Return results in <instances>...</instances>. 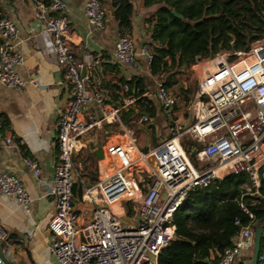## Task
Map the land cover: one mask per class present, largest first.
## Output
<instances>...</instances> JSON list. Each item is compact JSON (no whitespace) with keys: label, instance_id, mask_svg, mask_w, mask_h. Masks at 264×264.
Wrapping results in <instances>:
<instances>
[{"label":"built area","instance_id":"built-area-1","mask_svg":"<svg viewBox=\"0 0 264 264\" xmlns=\"http://www.w3.org/2000/svg\"><path fill=\"white\" fill-rule=\"evenodd\" d=\"M34 14L41 21L42 30L51 36L56 64L69 87L68 99L58 110L56 122L57 162L51 188L54 213L48 222L50 251L59 264H153L172 237L173 212L189 191L229 173L247 174L249 190H257L259 170L264 169L263 41L252 42L245 52H231L232 61H227L222 52L213 55L212 72L196 85L194 121L187 126L173 123L165 141L140 152L138 158L152 168V179L145 185L143 194L140 182L123 173L137 150L134 142L111 144L106 152L117 157L120 168L104 180L86 185L79 200L82 207L76 211L71 199L72 154L82 146L85 131L98 123L91 118L82 120L81 111L95 101L105 119L117 116L119 107L107 102V89L92 90L91 87L99 86V80L82 74V64L74 60L66 39L65 1H36ZM83 14L90 30L105 27V13L99 0H85ZM261 14L264 16V9ZM16 37L17 28L12 19L6 15L0 17V84L16 90L27 84L42 88L37 80H24L18 75L16 67L23 63V58L10 44ZM139 56L149 64V45L143 44L136 51L132 38L123 33L115 43L109 62L136 68ZM89 66H96L100 74H105L98 58ZM155 98L164 109H171L175 104V98L161 83L157 84ZM135 100L133 96L123 97L122 105H131ZM142 120L144 117L139 118V122ZM182 135L200 143L195 154L207 165L194 166L189 161L180 142ZM12 142L11 136L1 134L0 123V146ZM24 162L36 176V163L28 156ZM242 190L249 191L245 186ZM0 195L14 198L20 207L28 209L30 198L21 180L3 169H0ZM123 199L140 200L136 225L123 226L108 210L109 205ZM261 236L264 237V228ZM5 238L6 231L0 223V241ZM252 246L253 228L243 227L232 244L222 250L217 264H232L240 254L251 251ZM257 263L264 264V252L257 255ZM0 264H6L2 257Z\"/></svg>","mask_w":264,"mask_h":264},{"label":"crops","instance_id":"crops-1","mask_svg":"<svg viewBox=\"0 0 264 264\" xmlns=\"http://www.w3.org/2000/svg\"><path fill=\"white\" fill-rule=\"evenodd\" d=\"M36 1L45 2L10 0L3 4L4 14L12 19L17 28V37L10 44L23 58V63L16 67V71L22 79L32 78L43 85L42 88H36L27 84L16 90L0 84V115L7 120L1 134L11 136L13 140L10 145L0 146V169L17 176L30 198L28 209L24 210L14 198L0 195V223L6 231V238L0 241V257L6 260V264H59L50 251L48 222L54 213L51 188L57 162L56 122L58 110L65 106L68 99L69 87L56 64L51 36L42 30L41 21L35 17ZM64 1L67 43L74 60L82 64L81 73L88 75L91 80H99V86L91 87L92 90L105 88L110 93L105 84H115L120 79L128 80L135 76L142 79L146 87L142 96L150 101V114L141 112L135 117L128 111L134 105H122V98L128 95L121 99L108 95L107 102L119 107L117 116L102 118L100 106L95 101L84 106L81 119L88 121L91 118L98 123L85 131L81 138L82 146L72 154L74 173L71 199L78 211L82 207L79 200L83 188L104 180L120 168L117 157L106 152V147L111 144L134 142L137 150L130 166L123 173L139 181L143 188L142 194L145 192V185L152 179V168L151 164L138 158L140 152L149 151L165 141L170 136L173 123L187 126L194 121L196 85L212 72L213 61L212 58L198 61L183 70V73L170 76L167 91L173 94L175 104L171 109H164L155 98L157 84L161 81L150 74L144 58L138 57L139 66L136 68L115 66L109 62L115 43L123 34H120L113 18L112 0H99L105 13V27L102 30H90L88 27L83 14L85 0ZM131 3V29L128 34L137 51L143 44L149 45L151 24L146 19L155 6L143 7L141 0H132ZM94 58L100 60L105 74H100L96 66H89ZM140 117L145 119L139 122ZM187 140L195 141L187 135L180 137L181 144ZM195 142L200 146L198 141ZM23 151L36 163V176L26 166ZM189 154L186 153L193 165L205 164L197 159L196 154L192 157L197 163H193ZM245 187L249 190L248 183ZM139 202V199H123L109 205L108 210L123 226H133L138 223ZM250 262L251 251H248L240 254L232 264ZM153 264H156V258Z\"/></svg>","mask_w":264,"mask_h":264},{"label":"trees","instance_id":"trees-1","mask_svg":"<svg viewBox=\"0 0 264 264\" xmlns=\"http://www.w3.org/2000/svg\"><path fill=\"white\" fill-rule=\"evenodd\" d=\"M9 1L0 0V17L5 15L4 2ZM131 1L112 0L113 18L120 34L130 32ZM141 5L155 6L146 19L151 24L148 68L166 90L170 76L208 59L210 54L245 52L252 42L264 39L261 14L264 0H141ZM105 86L110 89L111 97L136 98L133 108L128 109L134 117L141 112L150 114V101L142 96L146 87L140 77L120 79ZM0 123L2 131L7 120L1 115ZM189 143L183 145L188 154L192 148L198 149ZM247 183V174L229 173L189 191L172 215L174 239L160 250L156 264H215L222 250L230 246L232 237L243 227L254 228L256 223L263 222L264 169L259 170L257 190L244 192L242 187ZM263 252L264 237L261 236L258 254Z\"/></svg>","mask_w":264,"mask_h":264},{"label":"water","instance_id":"water-1","mask_svg":"<svg viewBox=\"0 0 264 264\" xmlns=\"http://www.w3.org/2000/svg\"><path fill=\"white\" fill-rule=\"evenodd\" d=\"M172 13H173V15L180 17L176 12L172 11ZM212 57H213V55L210 54L209 59H211ZM195 152H196V149L194 148V149H192V151L190 152L189 155L192 156L195 154ZM263 228H264V221L256 223V225L254 227V230H253V246H252V250H251V262H250V264H257V255L259 252V244H260L261 232H262ZM171 239H174V238L171 237ZM4 261L6 262L5 259H4Z\"/></svg>","mask_w":264,"mask_h":264},{"label":"rangeland","instance_id":"rangeland-1","mask_svg":"<svg viewBox=\"0 0 264 264\" xmlns=\"http://www.w3.org/2000/svg\"><path fill=\"white\" fill-rule=\"evenodd\" d=\"M259 41H263V42H264V39L259 40ZM217 53H220V52H217ZM217 53H216V54H217ZM222 53L225 54L224 56H225V58H226L227 61H232V60H234L233 58H229L231 52H225V53L222 52ZM215 56H216V55H215ZM215 56H213V57H215ZM207 60H208V59H207ZM212 60H213V63H214L215 58H212ZM205 61H206V60H205ZM183 70H184V69H183ZM183 72H184V71H183ZM183 72H182V73H183ZM168 137H169V136H168ZM189 142H190V143H189ZM183 143H185V142H183ZM186 143L193 144V145H195L198 149H199L200 146H201V145L199 146V144H198L197 142H195V141L187 140ZM182 145H184V144H182ZM189 158H190V160H191L193 163H195V162L197 163V161L194 160V158H193L192 156H190ZM194 166H197V164H194Z\"/></svg>","mask_w":264,"mask_h":264},{"label":"bare ground","instance_id":"bare-ground-1","mask_svg":"<svg viewBox=\"0 0 264 264\" xmlns=\"http://www.w3.org/2000/svg\"><path fill=\"white\" fill-rule=\"evenodd\" d=\"M207 66H208V64H207ZM113 168V167H112Z\"/></svg>","mask_w":264,"mask_h":264}]
</instances>
